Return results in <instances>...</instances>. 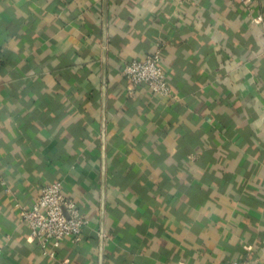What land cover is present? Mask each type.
<instances>
[{"label":"crops","instance_id":"crops-1","mask_svg":"<svg viewBox=\"0 0 264 264\" xmlns=\"http://www.w3.org/2000/svg\"><path fill=\"white\" fill-rule=\"evenodd\" d=\"M159 40L174 96L129 95ZM58 181L88 224L51 259L19 208ZM0 252L264 264V0H0Z\"/></svg>","mask_w":264,"mask_h":264},{"label":"built area","instance_id":"built-area-1","mask_svg":"<svg viewBox=\"0 0 264 264\" xmlns=\"http://www.w3.org/2000/svg\"><path fill=\"white\" fill-rule=\"evenodd\" d=\"M160 41L158 48L143 60L133 59L126 63L122 76L127 81L126 91L129 95H133L143 85L153 97L174 96L169 75L162 64L164 52ZM19 209L21 219L30 229L31 241L38 244L44 256L56 259L65 239L73 243L82 241L88 220L81 214L77 203L63 193L61 182L44 186L30 206H21ZM101 236L106 237L105 232H101ZM231 264L248 262L235 259Z\"/></svg>","mask_w":264,"mask_h":264}]
</instances>
